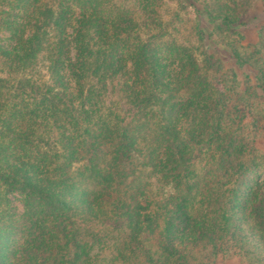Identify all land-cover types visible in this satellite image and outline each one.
<instances>
[{
    "label": "trees",
    "instance_id": "1",
    "mask_svg": "<svg viewBox=\"0 0 264 264\" xmlns=\"http://www.w3.org/2000/svg\"><path fill=\"white\" fill-rule=\"evenodd\" d=\"M225 2L215 0L219 14L207 0L197 13L238 34L243 24ZM1 6L7 17L0 23L14 47L0 46V86L10 83L5 69L45 65L49 78L40 83L16 74L26 87L13 93L21 104L29 101L30 110H22L32 121L19 131L23 114L14 105L2 139L14 135L41 159L26 160L22 169L12 165L16 157H0V264H214L232 240L222 216L229 194L257 160L238 133L244 128L236 127L227 88L205 74L215 67L209 40L197 33L202 64L177 47L153 50L151 38L130 46L138 21L126 6L109 20L114 0H0ZM13 15L20 20L7 19ZM256 49L236 46L230 56L240 68L255 69L254 94L264 104V41ZM116 69L123 75L119 89L108 82L117 79ZM175 87L190 91L181 98L183 110L167 98ZM16 193L24 204L19 214L9 208L8 194Z\"/></svg>",
    "mask_w": 264,
    "mask_h": 264
},
{
    "label": "rangeland",
    "instance_id": "2",
    "mask_svg": "<svg viewBox=\"0 0 264 264\" xmlns=\"http://www.w3.org/2000/svg\"><path fill=\"white\" fill-rule=\"evenodd\" d=\"M198 1L201 2L196 3L194 0H114L116 6L113 8L112 18L109 20H117L120 12H122L121 9L126 6L129 12L124 11V13L132 14L138 21L136 23L138 26L134 27V31L130 30L131 34H135L134 39L129 41L130 46L140 45L138 44L139 41H136L137 38H140L142 43L146 41L147 45L148 39L151 38L153 39V50H165V46L167 48L177 47L180 51H187L189 56L194 54L202 64H206V59L199 51L201 44L197 33L201 31L205 39L209 40L210 48L214 53L213 63L215 67L209 69L205 74L209 78H215L216 81L221 82V85L227 88L226 93L231 95L229 110L236 111L237 123L240 125L236 127L238 129L244 128L238 133H241L248 145L253 147V157H256L257 160L256 163H253L252 160L251 164L254 167L245 173L248 178L240 179V185L229 194L232 204L224 208L222 216L226 215L224 225L229 227L232 240L224 244V248L215 258L214 264H264V104H261L263 100L260 96L254 94L255 69L250 66L240 68L235 58L230 56L233 52L232 48L236 46L239 52H256L260 42L264 41V0H230V3H223L224 10H231V18L236 21V24H243L238 29V34L231 33L227 30L228 27H220L221 22H216L217 17H208L207 14L200 17L197 11L199 8L203 9L202 2H206V0ZM207 2L209 10H214L215 14L220 13L217 9L219 5L215 7V0H207ZM0 10H7V8L1 6ZM16 13L19 14L18 11ZM74 13L78 14L79 10L76 9ZM2 14L0 13V17L3 20L7 16ZM7 19L20 20L14 15L9 16ZM73 26H75V22H73ZM73 28L71 27V29ZM71 29L69 30L70 33L72 32ZM30 30L29 27L25 33L26 36L31 32ZM212 38L214 41H212ZM171 41H173V46L168 45L172 44ZM13 42L11 34L0 23V46L11 49L14 47ZM158 42L162 43L156 45ZM229 45L230 47H228ZM123 49L127 50L129 48L123 47ZM218 62L221 63L222 67H219L220 69L216 72L215 68ZM178 64L179 62L175 63L174 72H178ZM127 65V71L129 73L134 72L133 64L130 61ZM44 67L45 65H41L40 70L34 67H27L25 70H11L13 74L5 69L2 73V77H8L10 83L9 86H0V151L2 152L0 157H16V159L12 158L11 162L17 168L23 169L25 166L23 162L26 163V160H40L41 157L37 154L35 147L31 148L24 143L15 142L14 135L5 136L2 139L3 130L11 126V123L7 125V122H10L9 119L12 117L11 111L14 105L20 108L17 110L18 112L24 107L30 110V107L26 106L29 101L21 104L20 98L13 93L16 88L26 87V84L21 85L15 81L17 80L16 74L27 76L25 77L27 81L30 79V81L35 80L45 83L49 75L47 74L48 70H45L46 67ZM204 68H207V66ZM116 72H118L117 79L113 80V77L110 76L108 82L119 89L123 87H120V80H122L123 75L119 72V69H116ZM27 73L28 75H26ZM214 73H216V77H213ZM67 78L69 80L67 82L75 87V82L69 74H67ZM27 90L28 92L32 91V89ZM28 92L22 93L28 95ZM258 93L262 94V90H259ZM187 95H190L187 88H184L181 94L176 92V87L173 92L168 93V96L166 92L167 98H176V102L180 104L177 108L178 111L183 110L181 98ZM187 101L190 102V100ZM247 101L252 103L250 110L247 107ZM111 103L112 98L109 95L106 98L107 110L111 109ZM186 109L188 108L186 107ZM22 114L21 127L23 128L15 123L19 131L27 129L28 121H32L24 114L23 110ZM42 123L40 122L39 126H43ZM47 144L49 143L47 142ZM42 152L44 151L42 150ZM201 165L204 166V163ZM238 175L240 176V173ZM226 178L222 182L226 183ZM236 179H238V176H236ZM1 190L3 194L6 193L5 186H1ZM166 190H169V188H166ZM251 192L255 193L256 196L255 194L252 195ZM10 194H8V199L10 200L9 208L11 212L23 213L24 204L22 203L21 194ZM10 209H7V211H10ZM240 226L244 227L241 231H239ZM98 252L99 249H97Z\"/></svg>",
    "mask_w": 264,
    "mask_h": 264
}]
</instances>
